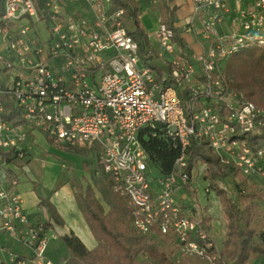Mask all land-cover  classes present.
Returning <instances> with one entry per match:
<instances>
[{"label":"built area","instance_id":"1","mask_svg":"<svg viewBox=\"0 0 264 264\" xmlns=\"http://www.w3.org/2000/svg\"><path fill=\"white\" fill-rule=\"evenodd\" d=\"M2 3L0 71L10 76L0 83V264H53L47 250L54 235L31 223L19 191L28 159L22 143L34 130L86 151L128 198L138 229L148 233L160 219L163 234L173 232L186 252L204 256L212 242L203 209L195 200L182 205L179 195L193 177L187 170L192 142L208 140L222 161L264 177V148L253 150L242 138L261 134L264 110L224 73L231 55L264 46V0H192L184 29L207 44L193 56L181 54L175 28L161 21L153 35L159 54H172V85L142 63L124 11L112 0ZM178 88L189 96L183 99ZM11 110L25 122L6 120ZM158 124L179 150L167 174L152 165L140 139L144 128ZM13 242L25 254L13 251Z\"/></svg>","mask_w":264,"mask_h":264},{"label":"trees","instance_id":"2","mask_svg":"<svg viewBox=\"0 0 264 264\" xmlns=\"http://www.w3.org/2000/svg\"><path fill=\"white\" fill-rule=\"evenodd\" d=\"M4 0H0L3 2ZM173 0H160L162 7V22L174 27L175 11L171 9ZM114 8L123 9L124 24L128 33L138 43L142 63L152 68L158 75V81L164 85L175 83L172 76V62L163 61L160 48L156 49L149 33L140 18L141 8L136 0H112ZM2 23L0 22V25ZM175 28V27H174ZM176 30L174 38L180 48L185 50L184 39ZM181 54L184 55L182 52ZM224 73L232 88L242 93L258 108L264 110V46L253 45L241 49L229 57L224 65ZM164 77H167L164 80ZM183 99L189 96L188 91L178 88ZM185 93V94H184ZM185 95V96H184ZM2 100L3 96L0 95ZM4 118L19 124L25 120L15 111ZM253 150L264 148V126L261 134H247L243 137ZM140 139L149 153L152 165L163 174L173 171L179 150L174 146L163 124L155 127L147 126L140 133ZM73 150V149H72ZM76 152V150H73ZM83 151V150H78ZM87 156V152H82ZM92 164L85 160L84 166ZM198 163L207 165L205 177L210 188L220 199L222 213L226 218V239L221 249L217 248L211 231L213 218L203 209V227L208 233V240L212 246H206V253L201 258L208 259V264H256L264 260V187L260 183L250 182V177H260L264 184V177L260 175L247 176L234 164L222 161L214 152L209 141H194L188 149V173ZM93 165V164H92ZM98 171L100 170L96 167ZM101 171V170H100ZM104 178L93 179L86 186L78 184L75 192L79 207L89 223L98 244L90 249L74 232L61 237L68 249L64 264H175L160 249L158 243L175 244L180 251L186 254L184 242H179L173 232L166 235L160 228V219L154 223L150 232L141 231L135 226L136 215L133 207L125 195L114 188L111 177L102 172ZM228 179L234 180V189L227 185ZM96 190L102 196L97 198ZM51 199H41L51 216V220L64 226L65 221L57 211ZM46 230L50 229V222L43 224ZM200 246L205 242L194 239ZM190 254V255H191ZM264 263V262H263Z\"/></svg>","mask_w":264,"mask_h":264},{"label":"crops","instance_id":"3","mask_svg":"<svg viewBox=\"0 0 264 264\" xmlns=\"http://www.w3.org/2000/svg\"><path fill=\"white\" fill-rule=\"evenodd\" d=\"M65 1L70 4L69 0ZM136 1L141 8L140 18L143 25L148 31L152 29L155 32L162 21L160 0ZM231 5L235 7V2L231 1ZM170 6L175 11L173 25L185 43V50L181 51V53L193 56L204 51L207 48V44L202 41L200 36L188 33L184 29L186 18L193 13L192 0H173ZM2 13L3 3L1 2L0 16ZM230 15L227 16L228 21L231 18ZM154 32L152 34L148 33L153 46L159 50V43L154 38ZM0 73L2 74L3 71H0ZM3 74L7 75V81L10 76L9 73L5 71ZM22 145L28 150L26 171L19 187L24 209L29 214L32 224L38 225L50 222L51 226L48 231L54 235V238L49 241L47 255L53 264H64L68 249L61 239L62 236L74 232L90 249H93L98 244V239L93 234L88 221L83 215L75 195L76 185L83 184L86 186L91 182L89 177L90 163L87 168L84 166L85 160H89V158L73 152L72 149L66 146L51 143L42 131L34 130ZM68 151L83 156V169L80 168L79 170L72 163L64 160L63 155ZM90 165L96 168L94 165ZM41 199H51L50 201L55 205L65 221L64 226L51 220V213L41 205ZM213 221H215L214 218ZM1 239L2 241L4 240L3 237ZM12 249L18 253L25 254L26 252L22 246L15 242L12 244ZM4 254L7 255L6 253Z\"/></svg>","mask_w":264,"mask_h":264},{"label":"rangeland","instance_id":"4","mask_svg":"<svg viewBox=\"0 0 264 264\" xmlns=\"http://www.w3.org/2000/svg\"><path fill=\"white\" fill-rule=\"evenodd\" d=\"M146 2H149V0ZM148 32L152 34V32L154 31L150 29ZM161 58L162 60L170 61V59H172V54L166 53L165 55L161 56ZM6 79H7V75L0 73V83L6 81ZM158 97L159 95H157V98ZM73 152L68 151L67 153H65L63 155L64 160L72 163V165H74L75 168H79V170L80 168L83 169V158H82L83 156L82 155L80 156L79 154L77 155V153L83 154L82 153L83 151L76 150L77 153H73ZM84 157L87 158V156ZM195 166L196 167L193 170V177L189 189L182 190L181 193L179 194L180 202L182 205H188L195 200L202 209L204 208L206 209L207 214L213 215L212 218H214L215 221L213 222L211 221L213 226V229L211 231L212 234L211 236L213 237L215 244L217 245V248L221 249L223 246V242L226 239V230H227L226 218L222 213L219 197H217L215 192L210 188L209 181L205 177L207 165L198 163ZM89 169H90L89 177L91 181L93 179L92 174L95 175L100 180L104 178L101 171L100 170L98 171L90 164H89ZM154 175H157V171H154L153 176ZM226 181L228 187L234 189L235 186L234 180L228 179ZM254 181L258 182V184L260 183L259 184L260 187L262 188L264 187V184L261 183L260 177L257 176L250 177V182H254ZM96 194L98 196L97 198L102 200V196L98 190H96ZM215 203H217L218 205L215 206L214 205ZM158 245L160 249L165 253V255H167V257L171 259V261L173 260L175 264H208V259L201 258L194 253L192 254L190 253L191 255L186 254L185 252L180 251L175 244L171 245V244H166L165 242H159ZM259 260H257L254 263L264 264L263 258L260 262H258Z\"/></svg>","mask_w":264,"mask_h":264},{"label":"bare ground","instance_id":"5","mask_svg":"<svg viewBox=\"0 0 264 264\" xmlns=\"http://www.w3.org/2000/svg\"><path fill=\"white\" fill-rule=\"evenodd\" d=\"M214 205H215V206H217L218 204H217V203H215Z\"/></svg>","mask_w":264,"mask_h":264}]
</instances>
